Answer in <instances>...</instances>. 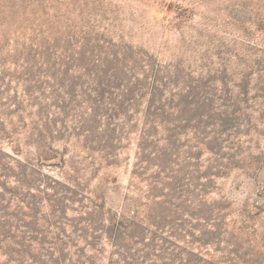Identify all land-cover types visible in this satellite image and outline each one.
<instances>
[{
	"label": "rangeland",
	"instance_id": "374dc122",
	"mask_svg": "<svg viewBox=\"0 0 264 264\" xmlns=\"http://www.w3.org/2000/svg\"><path fill=\"white\" fill-rule=\"evenodd\" d=\"M0 193L62 264H264V0H0Z\"/></svg>",
	"mask_w": 264,
	"mask_h": 264
},
{
	"label": "trees",
	"instance_id": "16d2710c",
	"mask_svg": "<svg viewBox=\"0 0 264 264\" xmlns=\"http://www.w3.org/2000/svg\"><path fill=\"white\" fill-rule=\"evenodd\" d=\"M4 176H6V174H3ZM56 182V181H55ZM25 186L31 188L30 183H27ZM4 192L8 191L9 189H7L6 187H3ZM39 191L41 189H38ZM11 192V195H14V193ZM3 193H0V197L2 198L1 200H4L5 197L4 195H2ZM16 196V195H14ZM13 198V197H11ZM24 198L26 199L27 197H24V195H22V197H20V200H24ZM21 202V201H20ZM34 204L32 202L28 203V206H33ZM33 209V208H31ZM6 211H2V213H5ZM11 215L10 213H5V215H2L3 217H5V219ZM15 218H18V215H16ZM32 218V217H31ZM22 219H18L16 220L17 223L16 224H9L7 225L6 223H8V221H5V225H2V223L0 222V244L2 243V241L10 238L13 240V242L15 243L16 246H19L22 248L21 251H23L21 253V251H17L12 249V253L8 254L9 258L6 261L7 264H13L14 262H17L19 264H62L64 263L67 259L64 257V253H63V249H60L57 247L56 245V240H53L51 243L46 242L45 240V236H44V231H42V233H40V231L37 229L36 225H32V223H26L25 221L22 220V223H20ZM9 227V230H7V228ZM15 228V231H13V229ZM24 228L26 229L27 235H30V239H32V237L34 238V234H36L37 237H41L40 243L42 245H46L47 243L49 244V249L45 250V254H40L39 257L37 255H31V253L33 252L31 251H27V245L24 244L23 241H19L18 236L16 235V232H22L21 229ZM96 227H94L95 229ZM114 228L112 229L113 232ZM40 234H42V236H39ZM23 238V237H22ZM56 239V238H53ZM13 254H16L18 257L17 258H23L22 261L20 260H16L13 259L12 256ZM30 256V257H28ZM26 257H28L29 259H27ZM25 258V259H24ZM43 259V260H42ZM30 260V261H29ZM65 260V261H64ZM71 264H81L79 260H77L76 262H73L71 260H69ZM86 261L90 264H93V262H91L89 259H86ZM21 262V263H20Z\"/></svg>",
	"mask_w": 264,
	"mask_h": 264
}]
</instances>
